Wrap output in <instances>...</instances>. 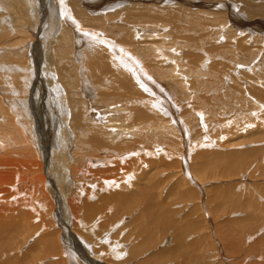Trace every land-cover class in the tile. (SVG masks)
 I'll use <instances>...</instances> for the list:
<instances>
[{
    "label": "bare ground",
    "instance_id": "bare-ground-1",
    "mask_svg": "<svg viewBox=\"0 0 264 264\" xmlns=\"http://www.w3.org/2000/svg\"><path fill=\"white\" fill-rule=\"evenodd\" d=\"M130 1H132L133 3L132 2L130 3ZM232 1L233 2H230V0H0V45H2V47L0 46V79L1 76H6L7 78L4 85L0 86V88L2 87L3 90V92L0 91V119H1L0 120V174H2L4 177V180L0 182V211H1V217L4 218L7 224H13L22 227V231L25 237H27L28 235L30 237L35 236L38 230L40 229L42 230L39 243L44 247L45 255L43 254V257L36 258L34 263H37L38 260L44 257L56 256V255L59 257V259L57 260L61 262L60 258L62 255L66 264H99L98 262L96 263L93 260H90L89 257H93V256L90 255L91 253L86 252L87 250L84 249L77 240L79 238L82 241V243L85 242L84 238H82V236H84V233L81 230H78L77 228L73 227L72 225H78V223L81 225L83 223V220L86 218V214L89 211L92 212L94 210L98 211L101 207L104 208L101 211H99V213H103L104 212L103 210L108 208L113 212V214L116 215L118 220L115 221V223H119L122 220L124 221L123 218H125V216H121V215L125 214L129 216L130 213L133 214L134 212L133 210L137 212L136 208H131L132 205L134 204L133 200L139 198L138 203L139 202L142 203L144 200L145 193L147 192V189H151L152 191L155 190L156 184L153 183V180L155 179L156 175L159 178V173L163 174V172L165 171L166 173L167 171H169L168 173H170L171 169H173V166L175 164H178L177 172H180L179 174L181 175L179 176L180 178L179 177H177L178 179L176 178L177 182L174 183L176 185L175 190L180 189L179 188L180 186L178 187L179 184H181L184 187L189 185L188 187H186V189L190 191V198L192 200L195 199L196 201L195 203L196 207L194 208V210L196 213H200L199 217L197 216L196 217L198 218V220L208 221V218L206 217L207 213H205L206 215L205 214L203 215V213H201L200 203L204 202L205 200L203 197L204 195L202 194L203 186L200 185L198 181L194 180L195 176L193 175L192 169L191 172L190 169L189 172H187L188 170L187 166L189 165L187 162V158H189L190 152L192 151L190 148L187 149V141L184 138L185 136L183 134L185 133H183V131L184 129H186L187 126L186 124L189 121L186 122L185 125L183 124L184 121H187L186 118L187 116L183 111H180L179 115L178 114L177 116L175 115L176 107L174 108V106L170 105V103L168 102L166 93L162 88L163 85L160 83L162 80L160 82L154 81L156 77L159 79L170 77L168 76L169 75L168 71L166 72L167 69H165L163 66L170 65L171 61L167 60L168 57L167 58L163 57V55H161L162 57L160 58L159 55L154 54L155 52L153 53L154 55L153 56L152 51L156 49L155 47H154L155 49L150 52L148 50L150 48L147 49L146 46V49L148 50L147 52H150V54L145 52V49H140L141 48L140 46L139 48L133 47V44H135L133 39L134 37L138 36L137 35L138 32L135 31L134 29L137 28L139 29V26H137V23H135L134 21H138L139 23L141 20H143V18L141 17L143 14L145 18L150 20V21L148 20L149 24L153 20L152 22H155L157 24L158 22L159 23L162 22V24L160 25L164 27L168 26L169 28L172 27L178 28L177 24L180 19L183 20L184 22L188 21V23H185L184 25L189 24L191 27L196 26V28L197 26H199L200 28L206 30L213 29L215 30L214 33L218 31V29L225 30L223 31V33L224 35H226V38H233L232 40L235 41V50H232L231 46H229L228 44L223 46L221 45V47L218 46V48L213 47L212 49L209 50L210 57L215 61H210L211 67L206 74L204 73L199 76L197 75L196 72L197 70L194 66V63H196L197 61V60L195 61V59L190 58L189 59L190 67L189 66L184 67L183 73H188L189 75L188 74L187 75L190 76L191 78L192 77L199 78L198 83L196 84L191 83L190 87H192L194 92L192 94L194 96H191L193 98L192 99L193 104L200 111L202 109H206L208 105H211L208 103L210 102L212 103L213 102L212 100H214L211 97H208V94H206L207 96L203 95L204 94L203 88L213 91L212 88H210L211 85H207V86L205 85L204 79L205 78L207 80L210 79V81H213L215 85L218 84L217 77L220 75L221 72L219 71L220 68L222 67V64L219 62V59L221 58L223 61L227 59V57L225 58V56H229L230 61H232L231 59L234 58L235 60L238 56H242L241 52L246 51V47H248V46L243 47L242 45L244 43L242 42L247 39L249 40L250 37L256 40L264 39L263 38L264 37V0H232ZM213 10L214 11L216 10L217 12H214ZM152 14H154V17H151ZM139 17H141L142 19L139 20L140 19ZM126 18L128 20L130 19L131 20L126 22L127 20ZM53 19H55V21L58 22L60 21L59 22V26L61 29L60 32L63 35V36L60 35V40H61L60 49H57L58 51L56 50V52L53 51L54 48L53 46H51L50 48L49 47L50 44H45L44 41L41 40L43 39L42 28H45L46 24L49 30L50 29L53 30L54 28L58 30L57 27L50 28L51 26L53 27L52 25L54 24ZM123 19L125 21H122ZM141 26H140L141 30H144L145 28L143 29ZM113 30H115V32H113ZM192 30L194 29L192 28ZM12 31L14 34L13 36L11 34ZM132 32H137V33L136 35H133L134 33ZM154 32L157 33V31ZM161 32H165V31H161ZM168 32H170V34L172 33L171 30L170 31L167 30V33ZM178 32L181 31L178 30ZM167 33H164V36ZM237 34H240L239 36L242 35L241 37H243V40H241L242 38H237ZM173 35H171V37H173ZM31 36L35 41L34 44H29V45L26 44V46L18 48L19 46H21L22 41H24L23 43H26L27 40L31 39ZM192 36H194V33ZM173 39L171 40L173 41ZM236 39L238 40L240 39L241 41H237ZM175 40L177 39L175 38ZM168 41L170 42V39ZM88 42H90L92 46L88 44ZM169 42H167V45ZM193 42L192 44L194 45L195 43ZM250 42H252V40ZM86 43L88 44L89 47L87 48L88 50H90L91 48L92 49L95 48V45H97L96 47L97 49L98 48L100 49V50L98 49L99 51L91 50L90 53L92 55L88 57L90 59H87L88 61L84 62L86 63L87 68L91 70L89 73V75L91 74V79H94L93 82H95L96 84L98 80L101 79L100 77H102L99 76L100 73L101 74L109 73L112 82L110 83L111 84L110 87L106 88L108 92H106L105 94L111 95V98H109V100L107 99L106 103L109 105L120 104L118 107H115L112 111L113 112L126 111L125 113L128 114L127 119L133 121L127 123L126 126L121 125L122 127H119V131H121V134L116 133L114 137H110V136H112V134L114 133L113 130L115 129V127L116 129L118 128L117 127L118 125L117 126L110 125L109 123L112 122V120L110 119L106 120V124H108L106 126L107 134H104L105 133L104 130L100 131L99 130L100 128H92L90 124L88 125L85 124L86 119L88 118L86 117V115H88L87 114L88 106L86 101H84V98H82L83 94H81L80 90L78 91V87H76L80 84L79 83L80 81H78L79 79L77 80L78 85H75L76 72L75 70L73 71V69L71 68L73 67L72 64L76 65V63L74 62V60L76 59L74 58H78L77 56L80 47H82ZM158 43L160 42L158 41ZM175 44L177 43L175 42ZM167 45L165 44L164 48H166ZM173 45L174 44H172V46ZM160 46L163 45L160 44ZM149 47L151 46L149 45ZM168 47L166 48V50H164V48L162 50L167 51ZM256 48L257 47H255L253 50H255ZM175 49L176 48H174V50ZM202 49L205 48L202 47ZM258 49L259 48H257V50ZM24 50L25 52H23ZM60 50H61V54H60ZM88 50L86 51L88 52ZM177 50L179 52L180 49L177 48ZM224 54L226 55L224 56ZM253 55L256 56V54ZM257 56L256 58H258ZM199 58L200 57H198L197 59ZM83 60L84 59H82V62ZM175 61L177 60L175 59ZM260 61H261V57H260ZM79 62L77 61V63ZM199 62L201 63V61H198V63ZM31 63H32V67L29 65ZM262 64H264V62ZM187 65L189 64L187 63ZM51 67H54L53 70L55 71L56 75H52ZM226 67L229 66L226 65ZM29 68H32L35 71L34 84L32 83V81L34 80V74L31 73V69ZM207 68L209 69V67ZM253 69L254 67L253 68L251 67V70ZM84 70H86L87 73L86 67H84ZM84 70H82V72ZM47 71L50 74L47 79H44L43 75ZM151 71L154 74L153 73L150 74ZM230 71L231 70H229V72ZM249 72L250 71H247L246 73L249 74ZM260 73L261 72L259 71V74ZM257 74L258 73H255L258 79L259 76H257ZM8 75H10L9 78L7 77ZM247 76L248 75H246V77ZM256 77L254 76V78ZM97 78L99 79L97 80ZM180 78L185 80L183 76H180ZM169 80L171 81V79ZM192 80L194 82V79H191L189 81ZM248 80L250 81V78ZM189 81L186 82L188 83ZM91 82L89 81V83ZM101 83L103 84V82ZM160 84L162 85V87ZM247 84L249 85L250 83ZM60 85L63 87V90L60 88ZM173 85L175 87L178 84L174 83ZM104 86L108 87V85H104ZM252 87L250 86L248 88L247 86V89L251 90L250 88ZM39 88L43 90V94L45 98L49 100L48 102L49 110L53 114L57 115V117L59 118V126L63 141V143L59 147L62 154H57L60 155V159H61L60 167L58 166L56 161L50 168H48V162H47L48 159H54L51 153V148L48 139L42 135H39L37 132H35V130H30L31 128L30 119L33 117V114H35L37 107V105L33 103L32 99H34L36 96L35 89H39ZM261 88H264V85H262ZM261 88H257L255 91H252L253 95L256 96L255 98H257L256 100L257 102H259V104L261 101L264 102V91ZM188 91L190 90L188 89ZM64 92L66 97L64 96ZM173 93L175 94V92ZM234 99L236 98H233V100ZM215 100L217 101L218 104H220V106L224 105V104L221 105L220 98H217ZM128 101H129V105L127 103ZM133 103H135L136 106L137 104L142 103L143 106L137 109L133 107L134 106ZM259 104H257V106ZM83 106L85 107L86 113L83 112ZM178 106L181 108L180 105ZM253 106H256V104ZM209 107H212V105ZM212 111L213 110L210 109V112ZM205 112L210 113L208 110H206ZM138 116L141 117L144 120V122L143 120L142 122L141 121L138 122L139 119L135 121ZM116 117H119V115ZM189 119L191 120L192 118L190 117ZM245 120L248 121L247 119ZM251 120L252 118L250 119V122ZM67 121L68 124H66ZM220 123L222 122L220 121ZM251 125H253V123ZM111 126L113 128H111ZM259 126H262V124H260ZM106 127L104 126L103 129H106ZM260 128L258 129L259 131H257L256 133L258 135H261L259 136V139L261 140V138H264V133L263 131L262 132L260 131ZM25 131L26 134L24 133ZM247 132L248 131H246V133ZM80 134L82 135L85 141L80 140ZM241 134L243 135L244 133ZM148 135H151L154 141L157 139L156 141L161 143L163 142L164 143L163 150L152 149L149 152L148 146L145 147V143L144 144L142 143V145H144V149L146 150H144L143 148H142L143 150L139 149V144L143 142L142 140L146 139L145 141H148L147 140ZM239 135L240 134L237 135L231 133L227 134L226 136L228 138L225 141L228 140V142L231 145H233L232 147H236L237 149L241 148L246 142H250V144L252 142H255V140L251 141L253 140L251 139L253 137V132L248 133L245 136L244 135L239 136ZM130 137L132 138L131 141H130ZM73 138L75 139V141ZM72 139L74 141V144H72ZM9 141L11 142V144L9 143L7 144V142ZM203 143H201V147L203 146ZM177 145L181 146V148L180 149L178 148V150H176ZM193 145L195 144L193 143ZM142 151L146 152V154L149 152L151 156H155L157 154V156L163 155V157L164 156L166 158L169 157V159L172 162H165L164 159L159 160L160 163L159 161L158 163H155L153 161L151 162V159H149L148 157L144 158L146 154L142 153ZM93 153L97 154L96 158H92V156H94ZM258 153L264 156V150L258 151L255 149L252 150L249 149V150H239L228 154L201 152L198 158L204 159L209 157L213 159L215 162L221 164L223 169L226 171L225 173H227L228 176L234 178L235 176L240 175L237 174L236 172L239 169H241L240 168L241 166L244 167L241 170L242 173L246 169H248L249 165L252 164V159H251L252 156ZM139 154H141L140 158H139ZM74 155L76 157L80 155L81 159L82 157L84 159V157H86L87 155L90 156L92 155V156L91 157L88 156L89 159H84L86 163H83L81 165L84 164L85 165L83 166V168H79L78 165L80 159L78 160L79 162H77L76 161L77 159ZM133 155H135V157H133ZM39 157H41L42 159L45 168V170L42 172H45V175L40 173V167L43 165H39L40 164L38 163ZM74 157H75V161L78 164V165L77 164L74 165L75 166L77 165L78 169H76L74 166L75 169L72 170V168H70V164H73L71 162L74 161L73 160ZM179 159H181V161H179ZM139 160L141 161L140 164L142 165V167L140 166L142 168L140 174H139V169H140ZM126 161L128 163H126ZM80 163H82V161ZM96 165H101L102 168L100 166L96 167ZM155 165H159V167L154 168ZM62 166H64L66 170L65 176L61 175ZM56 168L58 170H56ZM70 172H74L72 174L75 175L77 173L79 174L91 173L93 176L99 177V179L96 180V182H93L97 186L103 187L104 184L109 189L119 187V192H116L115 194L102 196V198H99L98 201H96L97 203L95 201H94L95 203H90L88 202L89 201L88 197L90 195L91 197H93V193L90 190L88 192L85 191L86 198L84 200L80 199L81 201L79 202V205L78 206L76 205V207L74 206L79 210L84 208L83 210H81L84 215L83 214L81 215L80 213L78 214V217L83 220L81 221L78 220L77 221L78 223H75L74 221H76L75 220L76 218L74 219L72 216L69 217L68 211H65V208L63 206L64 204H62L61 202V200H63L62 196L64 197V194L67 193L68 191L67 188L70 187V185H68V182L69 181L72 182L70 184L73 185V180L71 178H69L70 180H67V174H69ZM72 174H69V176ZM240 178L245 179L244 176L242 175L240 176ZM45 179L46 180L48 179V183H50L49 184L50 185L49 188L51 191L50 193L54 198V205L57 207L55 210L56 211L55 216H57L58 219L60 220L61 222L60 224L61 227H63V229L58 226H57L58 228H54L55 224L53 220H55L56 218L54 219V213L51 210V205L46 204L42 199L43 197H41L40 200L34 199L35 201H33L32 198L30 200V203H27L26 200L22 199V201L19 200V202H16L15 203L16 205H14V198H16L15 197L16 191H24V192L27 191L30 194L32 193L33 196L40 197L43 193L41 186H44L46 182ZM129 179H131L132 181L129 182ZM176 179H174V181ZM155 181L157 182V180ZM123 182L128 183V187L123 186ZM158 183H160L159 179H158ZM223 192H225L229 196V199L232 200L235 204V201L232 197V190L226 189ZM225 193H222V196L227 198V195ZM18 195L19 194H17V196ZM156 196L158 198H161L162 195H155L154 196L155 199ZM179 196L182 197L183 194H180ZM150 198H152V196H150ZM73 203L75 202L73 201ZM35 204H38V206L41 205L44 209L46 207L47 208L46 215L49 218L48 219L49 221L40 219V222L39 224H37V226L35 225L33 226V219H35L34 218L35 216H31L29 212H27L28 211L27 209L24 210V208H28V207L31 209L35 208ZM103 204H105V206H102ZM54 205L52 206L55 207ZM68 206H69L68 208H72L71 205L68 204ZM144 206H146V204H144ZM236 207L241 208V206L238 203H236ZM34 211L38 212L36 209H34ZM218 212L219 209H216V213L213 215L217 217ZM152 216H153V223L152 224L150 223V227H145L143 229V232L146 234L149 232V230H151V232H153L152 233L153 237L148 238L147 236H144L145 241H143L139 245L135 244L136 242L134 241V243H132L133 249L131 252H129V256H135L136 259H139V262H144L150 259L151 260L150 264H161V262L154 257L155 255L154 250L156 249L155 246H159L161 243H164L165 241H170V243H174V245L171 246L170 250L166 252V254L168 255H166L165 258L170 260L172 264L177 263V254H175V248L183 240V237L191 234L192 231L196 233L195 227L191 226L190 232L184 235V232L190 229V226L188 225L186 227H182L178 225L175 222V220L172 218V214L169 211V209L164 204L157 202V200L154 205ZM71 217L74 219V221L70 219ZM103 218L105 222H107L108 217H105V214ZM21 220L24 222L23 224L20 223ZM85 224L86 223H83V225ZM70 226L71 229H69ZM44 227L46 230H44ZM169 228L176 229L180 237L177 238L176 240H172L167 235L154 238V235L157 231H165ZM43 231H45L44 234ZM238 232H240L245 237L255 235L254 232L250 233L248 229L241 230ZM119 233L120 232H117V235ZM73 234L75 235L77 234L76 236L78 238L76 239L73 236ZM251 238L249 237L248 239ZM124 240L125 238L120 241L124 242ZM85 244L87 247H89V245L86 242ZM98 244H100L99 241L98 243L93 242V247L96 248ZM236 245L240 247V244L238 242L236 243ZM257 255L258 254L256 253L252 257L255 258ZM262 256H263L262 260L264 261V255ZM11 257L13 260H15L14 255H12ZM153 259L156 261V263H153ZM97 260L100 261V259ZM195 264H202V263L199 260H197ZM225 264H231V263L227 261ZM252 264H259V263H252Z\"/></svg>",
    "mask_w": 264,
    "mask_h": 264
},
{
    "label": "rangeland",
    "instance_id": "rangeland-1",
    "mask_svg": "<svg viewBox=\"0 0 264 264\" xmlns=\"http://www.w3.org/2000/svg\"><path fill=\"white\" fill-rule=\"evenodd\" d=\"M131 2L132 1H130V3ZM230 2H233V1L230 0ZM214 12H217V11L215 10ZM141 17L143 18V20H141L142 19ZM141 17H139L140 18L139 20H141L142 22L140 21L138 23V21L133 20L135 23H137V26H139V29L138 28L134 29L138 33L132 32V33H134L133 35H136V33L138 35V36L134 37V39H133L135 42V44H133V47L139 48V46H140L141 47L140 49H145V52H147L148 50L151 52L152 50H154L156 48L154 51H152V55L155 52L154 54L159 55L160 58L162 57L161 55H163V57H166V58L168 57L167 60L171 61L170 65L163 66L165 69H167L166 72L168 71V74H169L168 76H170V77L169 78L168 77L163 78V79H161V78L159 79L157 77H156L157 78L156 79L154 77L155 78L154 81L160 82L162 80L160 83L163 85V87L161 84L160 85L166 93V96L168 98L167 99L168 102L170 103V105L174 106V108L176 107L175 108V110H176L175 115L177 116V114L179 115L180 111H183L187 116L186 117L187 121H184L183 124L185 125L186 122L189 121L186 124L187 125L186 129H184V131H183V133H185V134H183L185 136L184 138L187 141V149L190 148L192 151V152H190L189 158H187V162L189 164L187 166V168H188L187 172H189V169L191 172V169H192L193 175L195 176L194 180L198 181L199 184L203 186L202 187V191H203L202 194L204 195L203 197L205 200H204V202L200 203L201 204V213H203V215L205 213H207L206 217L208 218V221L207 220H198L197 217H199L200 213H196L194 210V208L196 207V205H195L196 201H195V199L192 200L190 198V191H188L186 189V187H188L189 185L184 187L181 184H179L178 187L180 186L179 187L180 189L175 190L176 185L174 183L177 182V179H178L177 177L181 176L179 174L180 172H177L178 164H175L173 166V169H171L170 173H168L169 171H167V173L165 171V172H163V174L159 173V178L156 175L155 179L153 180V183L156 184L155 190L152 191L151 189H147V192L145 193L144 200L142 203H140V202L138 203L139 198L134 199L133 200L134 204L132 205L131 208H136L137 212L135 210H133L135 213L134 212H133V214L130 213L129 216L125 215V214L121 215V216H125V218H123L124 221L122 220L119 223H115V221H117L118 218L108 208H106L107 210L106 209L103 210L104 212L102 211L105 214V217H108L107 222H105V220L103 218L104 214L99 213V211H101L104 207H101L98 211H96V210H94L93 212L89 211L90 214L88 212L86 214V218L84 220L78 217L79 213L81 215L83 214V212L81 210H83L84 208L79 210L75 207H76V205L77 206L79 205V202L82 199L84 200L86 198L85 191L88 192L90 190L93 193V197H91V195L88 197V200H89L88 202L95 203L96 201H98L99 198H102V196L115 194L116 192H119V187L109 189L104 184H103V187H99L95 183H93L99 179L98 176L95 177L91 173H86V174L77 173L78 175L77 174L75 175V174H72L74 172H70L69 174H72V175L69 176V174H67V180H70L69 178H71L73 180V185L70 184L72 182H70V181L68 182V185H70V187L67 188L68 194L65 193L64 197L62 196L63 200H61V202H62V204H64L63 206L65 208V211H68L69 217L72 216L74 219L76 218L75 219L76 221H74V219L72 217L70 219H72L75 223H78L77 222L78 220H80V221L83 220V223H86L85 225H83V223L81 225L78 223V225H72V226L77 228L78 230H81L84 233V236H82V238H84L85 242L89 245V247L86 246L85 242L82 243V241L76 236L77 234L76 235L73 234V236L76 239L78 238L77 239L78 242L80 243V245L84 249L87 250L86 252L91 253L90 255L93 257L95 256L94 258L93 257H89V258H90V260H93L96 263L98 262L99 264H150V262H151L150 259H148L144 262H139V259H136L135 256H129V252H131L133 249L132 243H134V241L136 242L135 244L139 245L143 241H145L144 236H147L148 238L153 237V235H152L153 232H151V230H149V232L145 234L143 232V229L145 227H150V223L151 224L153 223L152 212L154 210V205H155V202L157 200V202L164 204L169 209V211L172 214V218L175 220V222L178 225H180L182 227H186L188 225L190 226V229L186 230L184 232V235L186 233L190 232L191 226L195 227V229H196V233L192 231L191 234L183 237V240L176 246L175 254H177V263H175V264H187V263L195 264V262L197 260H199L202 264H225L227 261L231 264H252V263L264 264V261L262 260V258H263L262 255H264V239H263L264 238V156L259 154V153L253 155L251 158L252 164L249 165L248 169H246L242 173L241 170L244 167L241 166L240 167L241 169H239L236 172L237 174H240V175L235 176L234 178L228 176L227 173H225L226 171L223 169L221 164L218 162H215L213 159H211L209 157L204 158V159L198 158L200 156L199 154L201 152H204V153H226V154H228V153L236 152L239 150H249V149H251V150L255 149L258 151L264 150V140H263L264 138H261V140H260L259 136H261V135H258L256 133L257 131H259L258 129L260 127H261L260 131L261 132L263 131V133H264V120H263L264 119V102L261 101L259 104V102H257V100H256L257 98H255L256 96L253 95V93H252V91H255L257 88H261L262 85H264V80H263L264 79V77H263L264 76V64H262L264 62V53H263L264 52V48H263L264 47V39L256 40V39L250 37L252 42H250L251 41L250 39L244 40L242 42V43H244L242 46L243 47L248 46V47H246L247 52L246 51L241 52L242 56H238L236 58L237 60L236 59L234 60V58H233V59H231L232 61H230L229 56H225L226 54H224V56H225V58L227 57V59H225L223 61L221 58L219 59V62L222 64V67L220 68V71H219L221 73L217 77L218 84L215 85V83L213 81H210V79H208V80L206 78L204 79L205 85L206 86L211 85L210 88H212V90H213V91H210L209 89L203 88V92H204L203 95L208 94V97H211L212 99H214V100H212L213 101L212 103L211 102L208 103V104H211L212 107H209L211 105H208V107L206 109H202L203 111L202 110L199 111L193 104V100H192L193 98L191 96H194V95H192L194 92H193L192 87H190L191 83L192 84L198 83L199 78H195V77L191 78L190 76H188L189 75L188 73H183L184 67H187V66L190 67V63H189L190 58L195 59V61L197 60L196 63H194V66L197 70L196 71L197 75L199 76V75H202L204 73L206 74L207 71L210 70V67H211L210 61H215L214 59H212L210 57L209 50L212 49L213 47L218 48V46L221 47V45L223 46L226 44L231 46L232 50H235V41L232 40L233 38H226V35H224V33H223V31H225V30H219L218 29V31H216L214 33L215 30H213V29L206 30V29L200 28L199 26H197V28H196V26L191 27L189 24L184 25L185 23H188V21L184 22L183 20H180V19H179V22L177 24L178 28H175V27L169 28L168 26L164 27V26L160 25V24H162L161 21H160L161 23L158 22V24H157L155 22H152L153 21L152 20L151 21L152 23L150 22V24H149L148 23L149 19L145 18L143 16V14ZM151 17H154V14H152ZM130 20L127 19L126 22H128ZM122 21H125V20L123 19ZM53 22H54V24H52L53 27L52 26L51 27L49 26V27L50 28L57 27L58 30L55 28L53 30L52 29L49 30V28L46 24L45 28H42L43 39H41V40L44 41L45 44H50L49 45L50 48H51V46H53L54 47V48L52 47L53 51L56 52L57 49H60V44H61L60 43L61 42L60 35L61 36H63V35L60 32L61 31L60 26H59L60 21L58 22V21H55V19H53ZM115 24H117V23H115ZM141 25H143V26H141ZM187 25H189V26H187ZM140 26L143 29L144 28L145 29L141 30ZM163 28H165V29H163ZM192 28L194 30H192ZM213 28H216V27H213ZM166 29L169 31L171 30L172 33L170 34V32H168L169 33L168 34ZM177 29L181 32H178ZM153 30L157 31V33L154 32ZM212 30H213V32H212ZM161 31H165V32H161ZM174 31L175 32L177 31V32L175 33ZM192 31L194 33V36H192L193 35ZM113 32H115V30H113ZM143 32H144V35H143ZM164 33H167L168 35L165 34V36H164ZM197 33H199V34H197ZM11 34H12V36L14 35L13 31L11 32ZM176 34L179 36H177ZM171 35H173V37L175 35L176 36L173 39V37H171ZM239 35L240 34H237V38H242L241 40H243V37H241L242 35L241 36H239ZM160 37H163L164 39L160 38ZM210 37H211V39H210ZM220 37H222V38H220ZM142 38H143V40H142ZM157 38H158V41L160 43H158ZM165 38H167V39L169 38L170 42L168 41L169 39L167 40ZM175 38L177 40H175ZM48 39H49V41H48ZM171 39H173V41ZM236 40L241 41L240 39L239 40L236 39ZM246 41H248V42H246ZM23 42L24 41H22L23 45L21 44V46H19L18 48L24 47V46H26V44L27 45L34 44L35 41L31 36V39L27 40L28 43L27 42L23 43ZM167 42H169L170 44L168 43V45H167ZM172 42H174V43H172ZM175 42L177 44H175ZM192 42L195 43L194 44L195 46L192 44ZM142 43L143 44L145 43V44L143 45ZM88 44H90V42H88ZM88 44L86 43L82 47H80L79 52H78V56H77L78 58H74V59H76V60H74L76 65L72 64L73 67L72 68L70 66L69 67L71 69H73V71L75 70V72H76V74H75L76 84L75 85H78L77 82L80 81L79 82L80 84L76 87H78V91L80 90V93L83 94L82 98H84V101H86L87 106H88V111H87L88 115H86V117H88V118L86 119L85 124L86 125L90 124L92 126V128H100L99 129L100 131L104 130V132H105L104 134H107L106 133L107 132L106 126L108 124H106V120L110 119V120H112V122L109 123L110 125H112V126L118 125L117 126L118 128L116 129V127H115V129L113 130L114 135L112 134V136H110V137H114L116 133L121 134V131H119V127L126 126L127 123H130L133 121L130 119H127L128 114L125 113L126 111H114V112L112 111L115 107H118L120 104L109 105L106 103L107 99L109 100V98H111V95L105 94L106 92H108L106 88H109L111 85L110 83L112 82L111 81L112 79L110 78V74L109 73H105V74L100 73L99 76H102V77H100L101 79L97 78V80L98 79L99 80L96 84H95V82H93L94 79H91V74L89 75L91 70H89L87 68L86 63H84V62H87L88 61L87 59H90L88 57L90 55H92L90 53L91 50L92 51H99L100 49L98 48L99 49L98 50L96 48L97 45H95V48L92 49L90 47L91 49L88 50L87 49V48H89ZM160 44L163 46H160ZM165 44L167 45V47L168 46L170 47V49L168 47L167 51H164L167 48L166 46H165L166 48H164ZM172 44H174V45L172 46ZM179 44H181V45H179ZM149 45L151 47L152 46L153 47L151 48V47H149ZM254 45H256V46H254ZM0 46L2 47V45H0ZM146 46H147V49L148 48H150V49L147 50ZM187 46H188V48H187ZM190 46H191V49H190ZM202 47L205 49H202ZM255 47H257L259 49L257 50V48H256L255 50H253ZM163 48H164V50H162ZM174 48H176L175 49L176 51L174 50ZM177 48L180 49L179 52H178ZM171 49H173V50H171ZM86 50H88V52ZM193 50H194V53H193ZM259 51L261 52V54ZM23 52H25V50ZM150 52H147V53L150 54ZM177 52H178V54H177ZM83 53H84V55H83ZM159 53H161V54H159ZM175 53H176V55H175ZM179 53H181V54H179ZM60 54H61V50H60ZM167 54L168 55L170 54V55L168 56ZM193 54H195V55H193ZM253 54H256V56L258 55L257 56L258 58H256V56ZM180 55H181V57H180ZM207 55H208V57H207ZM69 57H70V55H69ZM198 57H200L202 59H200V58L197 59ZM260 57H261V61H260ZM242 58L244 59V61ZM254 58H256V59H254ZM78 59H80V60H78ZM82 59H84L83 62H82ZM175 59L177 61H175ZM250 59H251V62H250ZM72 61H73V59H72ZM77 61L78 62L81 61V62H79L80 65H79V63H77ZM198 61H201V63L200 62L198 63ZM256 62H257V65H256ZM167 63H169V62H167ZM187 63L189 65H187ZM233 63H235V64H233ZM197 64H199V65H197ZM225 64L229 67H226ZM29 65L32 67V63ZM172 65H174V66H172ZM26 66H27V64H26ZM84 67H86L87 73H86V70H84ZM207 67H209V69ZM251 67L252 68L254 67V69H253L254 71L251 70ZM258 67L260 70L258 69ZM29 69H31V73L34 74V80L32 81V83L34 84V82H35V71L32 68H29ZM53 69H54V67H51V73H52V75H56L55 71ZM233 69H234V71H233ZM82 70H84V71L82 72ZM229 70H231L230 71L231 73L229 72ZM240 71H241V73H240ZM247 71H250L249 74L246 73ZM259 71L261 72L260 74H259ZM172 72H173V74H172ZM174 72L177 73L178 75L175 74ZM244 72L246 75H248L247 77L244 74ZM253 72H254V74H253ZM77 73H79V74H77ZM152 73L153 72L151 71L150 74H152ZM255 73H258L257 76H259V78H258L259 80L257 79ZM49 74L50 73L48 71L45 72L43 75L44 79H47ZM82 74H84V75H82ZM225 74H226V76H225ZM253 75L256 78H254ZM9 76L10 75H8L7 77L9 78ZM103 76H105V77H103ZM180 76H183L185 80L181 79ZM220 76H222V77H220ZM3 77H5V78H3ZM188 77L191 79H194V82H193V80L189 81L191 79H189ZM249 78H250L251 82L248 80ZM6 79H7L6 76H1L0 86L4 85V83L6 82ZM169 79H171V81ZM89 81L90 82L92 81V82L89 83ZM186 81H189V82L187 83ZM101 82H103V84ZM180 82H182V83H180ZM174 83L178 84L175 86L176 89L173 85ZM247 83H250L251 85L250 84L248 85ZM185 84H186V86H185ZM236 84L237 85L240 84V85L237 86ZM104 85H108V87L107 86L105 87ZM167 85H169V86H167ZM195 86H197V85H195ZM212 86H214V87H212ZM247 86H248V88L250 86L251 87L254 86V87L250 88L251 90H248ZM60 88L63 90V87L61 85H60ZM173 88H174V90H173ZM177 88L179 89V91ZM213 88H216L217 90L213 89ZM83 89H84V91H83ZM188 89L190 91H188ZM261 89H263V91H264V88H261ZM186 90H187L188 94H187ZM247 90L250 92H248ZM0 91L3 92L2 87L0 88ZM35 91H36V96L34 99H32V101H33V103H35L37 105V107H36L35 114H33V117L31 118L32 120L30 119V121H31L30 130H35V132H37L39 135H42L48 139V142H49V145L51 148V153H52V156L54 158V159H48V161H47L48 162V168H50L56 161H57L58 166L60 167L61 159H60V155H57V154H62L59 147L63 143V141H62L60 126H59V118L57 117V115L53 114L49 110V108H48L49 100L47 98H45V96L43 94V90L39 88V89H35ZM167 91H168V94H167ZM173 92H175L176 96ZM232 95H234V96H232ZM64 96H65V92H64ZM169 96H170V98H169ZM177 96H178V98H177ZM187 96H189L190 99ZM227 96H228V98H227ZM217 98L221 99V105L224 104L223 106H220V104L217 103V101L215 100ZM233 98H236V99L233 100ZM145 99H146V97H145ZM127 103L129 105V101ZM189 103H190V105H189ZM133 104H134L133 107H135L137 109L140 108L141 106H143L142 103H139L140 105L137 104L138 107L135 105V103H133ZM255 104H256V106H253ZM257 104H259L258 105L259 107L257 106ZM178 105H180L181 108ZM177 106L179 109L177 108ZM191 106L192 107L194 106V107L192 108ZM218 108H220V109H218ZM210 109H212L213 111L210 112ZM192 110H193V112H192ZM206 110H208L211 114L206 113L205 112ZM83 112L86 113L84 106H83ZM195 112H196V114H195ZM118 115H119V117H116ZM120 115H121V117H120ZM138 117L136 118L135 121H137L139 119L138 122L139 121L142 122L143 119L141 117H139V118ZM190 117L192 118L191 120L189 119ZM251 118H252V120L250 122ZM261 118H262V120H261ZM200 119H201V122H200ZM245 119H247L249 122L246 121ZM220 121L222 123H220ZM143 122H144V120H143ZM252 123H253V125H251ZM66 124H68V121ZM260 124H262V126H259ZM104 126L106 127V129H103ZM112 126H111V128H113ZM108 128H110V127H108ZM238 128H240L241 131ZM246 131H248V132L246 133ZM251 132H253V137L251 138L253 140H251V141L255 140V142H252L251 144H250V142H246L241 148L237 149L236 147H232L233 145H231L228 142V140L225 141L228 138L226 136L227 134L231 133L234 135L240 134L241 136H243V135L245 136L246 134L251 133ZM24 133L26 134V131ZM241 133H244V134L242 135ZM73 139H72V144H74V141H75V139H74V141H73ZM131 139L132 138L130 137V141H131ZM80 140L85 141L81 134H80ZM145 140L146 139L142 140L143 142H141V144H139V149H142V148L144 149V145H142V143L143 144L145 143V147L148 146L149 152L152 149L153 150L154 149H157V150L162 149L163 150L164 143L156 141L157 139L154 141L151 135H148V138H147L148 141H145ZM227 142H228V144H227ZM8 143L11 144L10 141L7 142V144ZM157 143H158V146H157ZM193 143L195 145H193ZM201 143H203L202 147H201ZM146 144H148V145H146ZM176 148H177L176 150H178V148L180 149L181 146L177 145ZM72 149H74V148H72ZM144 150H146V149H144ZM149 152L146 154V152L142 151V153L146 154V156L143 154L145 156V157L144 156L143 157L144 158L148 157L149 159H151V162L153 161L155 163H158L159 160H163V159L165 160V162H172L169 159V157L166 158L165 156L163 157V155L157 156V154L155 156H151L149 154ZM93 155L94 156L91 155L92 158L97 157L96 153H93ZM140 155L141 154H139V158H140ZM88 156L91 157L90 155H87L86 157H84V159H89ZM100 156H98V157H100ZM75 157L73 158L74 161L71 162L73 164H70V168H72V170L75 168L78 169V166H79V168H83V166L85 164L84 165H81V164L86 163L84 161L83 157H82V159L80 158V155H78L76 157L77 162L82 161V163L79 162V165L75 161ZM133 157H135V155H133ZM251 159H250V161H251ZM126 160H127V158H126ZM146 160H148V159H146ZM38 161H39L38 163H40L39 165H43L41 157H39ZM179 161H181V159H179ZM126 163H128V162L126 161ZM140 163H141V161L139 162V164ZM159 163H160V161H159ZM74 164H77L78 166L77 165L75 166ZM74 166H75V168H74ZM97 166L101 167V165H96V167ZM140 166L142 167L141 164L139 165V167ZM141 167H140L141 170L139 169V174L142 171ZM157 167H159V165H155L154 168H157ZM44 170H45V168L43 165L40 167V173L45 175V172H42ZM56 170H58V169L56 168ZM61 170H62L61 175L65 176L66 170H65L64 166L61 167ZM174 174H175V176H174ZM153 175H154V173H153ZM241 175L244 176L245 179L240 178ZM158 179L160 180L161 185H160V183H158ZM174 179H176V180L174 181ZM3 180H4V177L2 174H0V182H2ZM91 180H92V182H91ZM155 180H157V182ZM45 181L46 182H45L44 186H41L43 193L40 197L33 196L32 193L30 194L27 191H25V192L24 191H16L15 192L16 198H14V205H16L15 203L19 202V200L22 201V199L26 200L27 203H30V200L32 198H33L32 200L35 201L36 199L40 200V198L43 197L42 199L44 200V202L46 204L51 205V210L54 213V219L56 218L55 220H53V222L55 224L54 228H58V227H61V224H60L61 222L58 219V217L55 216V213H56L55 210L57 207L54 205V198L52 197V194L50 193L51 192L50 188H49L50 183H48V179L47 180L45 179ZM131 181L132 180L129 179V182H131ZM85 182H88V183H85ZM157 183H158V186H157ZM178 183H179V180H178ZM123 186L128 187V183L123 182ZM234 186H236V187H234ZM98 188H101V189H98ZM226 189L232 190V197L235 201V204L232 200L229 199V196L225 192H223ZM79 191H81V192H79ZM83 191H84V193H83ZM222 193H225L227 195V198L223 197ZM17 194H19V195L17 196ZM180 194H183V196L180 197L179 196ZM155 195H162V196H161V198H158L156 196V199H155L154 198ZM150 196H152V198H150ZM73 201L75 203H73ZM236 203H238L241 206V208H237ZM68 204L71 205L72 208H68L69 207ZM144 204H146V206H144ZM52 205H54L55 207H53ZM257 205H259V206H257ZM102 206H105V204H103ZM139 206H140V209H139ZM26 209L28 210L27 212H29V214L31 216H35L34 217L35 219L38 218L36 220L33 219V226L34 225L37 226V224H39V222H40V219H42V220L44 219L45 221H49L48 220L49 218L46 215V211H47L46 207L44 209L41 205L38 206V204H35V208H32V209L29 207L24 208V210H26ZM34 209H36L38 212H35ZM204 209L207 211H205ZM216 209H219V212L217 213V217L213 215L216 213ZM211 211H212V213H211ZM135 218H136V220H135ZM57 219H58V221H57ZM20 223L23 224L24 222L21 220ZM70 223H71V220H70ZM35 228H37V227H35ZM61 228L63 229V227H61ZM69 229H71V226L69 227ZM245 229H248L250 233L254 232L255 235L249 236L250 238L252 237L251 238L252 240L248 239L249 237H245L240 232H238V231L245 230ZM44 230H46L45 227H44ZM41 232H42V230L40 229L36 232L35 236L31 235L32 237H30L28 235L27 237H25L24 233L22 231V227L16 226L13 224H7L4 220V218L1 217V211H0V264H66L62 255L60 258L61 262L59 260H57V259H59V257L56 255V256L44 257V258L38 260L37 263H34L36 258L43 257V254L45 255L44 247L42 245H40V243H39ZM44 232L45 231H43V234H44ZM117 232H120V233L117 235ZM165 235L170 237L172 240H176L177 238L180 237L178 235L176 229L169 228L165 231H157L154 235V238L162 237ZM124 238H125L124 242H121L120 240H122ZM24 239H26V240H24ZM98 241L100 242V244H98V246H96V248H94L93 242L98 243ZM237 242L240 244V247L238 245H236ZM173 245H174V243H170V241H165L164 243H161L159 246H155L156 249L154 250V253H155L154 257L156 259H158L161 262V264H172V262L170 260L166 259L165 256L168 255V254H166V252L169 251L170 247ZM102 247H104V248H102ZM71 252H74V251H71ZM256 253L258 255L255 258H253L252 256L255 255ZM12 255H14L15 260L12 259V257H11ZM97 259H100V261ZM153 263H156V261L154 259H153Z\"/></svg>",
    "mask_w": 264,
    "mask_h": 264
}]
</instances>
